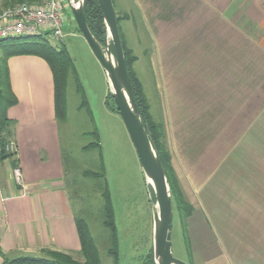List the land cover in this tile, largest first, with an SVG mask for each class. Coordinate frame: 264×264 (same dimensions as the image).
Segmentation results:
<instances>
[{
  "label": "crops",
  "instance_id": "0c3cea01",
  "mask_svg": "<svg viewBox=\"0 0 264 264\" xmlns=\"http://www.w3.org/2000/svg\"><path fill=\"white\" fill-rule=\"evenodd\" d=\"M113 1L137 16L151 40L172 168L194 209L185 225L177 218L185 261L264 264V0ZM61 2L65 37L68 28L78 29L69 0ZM6 64L17 103L7 110L4 135L15 151L0 159V264L48 249L81 255L77 223L93 236L73 202L79 186L67 178L68 99L60 117L43 57L10 54ZM78 109L92 116L81 95ZM91 135L96 141L83 150L101 151L98 132ZM81 174L99 181L108 230L104 191L111 192L101 152L100 167ZM117 235L119 250L118 227Z\"/></svg>",
  "mask_w": 264,
  "mask_h": 264
},
{
  "label": "rangeland",
  "instance_id": "374dc122",
  "mask_svg": "<svg viewBox=\"0 0 264 264\" xmlns=\"http://www.w3.org/2000/svg\"><path fill=\"white\" fill-rule=\"evenodd\" d=\"M44 1L46 0L37 2ZM115 1L118 2V0ZM115 6L121 17L120 28L123 41L127 50L131 52L132 58H137L136 61L131 62L132 73L143 87L155 120L164 121L157 77L148 55L152 50L149 35L135 14L131 17L130 14L124 13L117 3ZM4 9L6 8L0 0V10ZM128 15L130 21L127 20ZM49 44L55 49L65 47L67 50L92 113L90 117L86 109L81 111L78 109L80 95L75 88V78L70 76L67 89L68 124L62 129V146L66 156L68 182L74 183L73 186L75 184L79 186V199L73 198V202L79 203L81 215L88 222L102 264H114L112 256L109 255L110 234L102 225L103 201L97 189L99 181L84 178L81 174L83 170H97L100 167L101 152L120 238L119 264H141L143 257L153 244L151 204L153 196L122 118L111 111L106 104L110 93L107 75L78 30L68 28L65 31L63 43L49 41ZM94 130L99 134L101 151L97 148L84 151L85 146L96 141L95 136L91 135ZM175 211L172 251L176 258L185 261L188 256L185 254L186 249L181 239ZM38 256H47V251H41ZM74 257L82 260L80 254Z\"/></svg>",
  "mask_w": 264,
  "mask_h": 264
},
{
  "label": "trees",
  "instance_id": "16d2710c",
  "mask_svg": "<svg viewBox=\"0 0 264 264\" xmlns=\"http://www.w3.org/2000/svg\"><path fill=\"white\" fill-rule=\"evenodd\" d=\"M1 1L4 8H8L12 5L25 2L40 3V5L43 4V2H37L38 0ZM84 7L90 30L97 38V40H99L101 43H104L107 31L104 24L103 11L99 0H84ZM117 16L121 34V17L118 13ZM128 18L129 16H127V19ZM121 39L138 109L140 111L143 123L146 126L150 136L152 137L156 149L158 150L162 164L164 165L172 193L174 211L176 210L175 212L177 214V217L185 225L187 219L193 214L194 209L187 202L173 171L171 154L167 145V132L165 122L163 120H155L154 116L152 115L150 105L144 95L143 87L131 70V62L136 61L137 58H132L131 52L127 50L126 45L123 41L122 34ZM1 44L3 51L0 54V159H4L10 156L6 153L8 142L6 140V137L4 136L9 127V120L6 113L10 107L16 105L17 103V99L11 90L9 69L6 64L7 57L10 54L33 53L46 59L54 74L56 107L58 115L60 117H64L66 114V95L70 76H73L75 78V86L77 92L81 95L82 102L85 106H87V99L84 89L78 77H76L75 75L72 59L65 47L55 49L49 44V40L44 37H22L9 39L1 42L0 46ZM112 50L114 51L113 48ZM106 104L111 111L119 114L111 93H109L107 97ZM97 146L99 147V144H97ZM151 193L154 197L153 191H151ZM104 200V225L109 230L111 237L109 255L112 256L114 264H119L118 235L115 223V212L112 205L110 193L107 189H105L104 191ZM77 224L81 243L82 260L76 259L70 253L48 249L45 250L47 251V256L45 257H21L10 261L8 260L3 264H102L97 246L95 245L94 240L91 237L87 225L84 221H79ZM141 264H155L153 246L143 257Z\"/></svg>",
  "mask_w": 264,
  "mask_h": 264
},
{
  "label": "water",
  "instance_id": "95a60500",
  "mask_svg": "<svg viewBox=\"0 0 264 264\" xmlns=\"http://www.w3.org/2000/svg\"><path fill=\"white\" fill-rule=\"evenodd\" d=\"M99 2L107 31L104 43L97 40L88 26L84 0H69L80 33L107 75L115 106L138 155L146 183L154 194L151 204L155 264H189L176 258L172 251L174 204L170 184L158 150L143 123L135 100L114 1Z\"/></svg>",
  "mask_w": 264,
  "mask_h": 264
},
{
  "label": "built area",
  "instance_id": "2783aa9c",
  "mask_svg": "<svg viewBox=\"0 0 264 264\" xmlns=\"http://www.w3.org/2000/svg\"><path fill=\"white\" fill-rule=\"evenodd\" d=\"M65 16L61 0H46L42 5L19 3L0 12V43L22 37H44L49 41L63 43ZM14 152V145L6 147ZM14 177L22 182L21 171L16 168Z\"/></svg>",
  "mask_w": 264,
  "mask_h": 264
}]
</instances>
